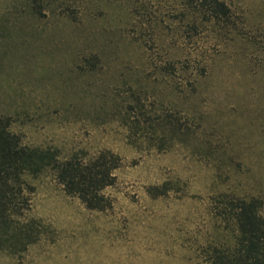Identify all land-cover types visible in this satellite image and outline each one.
Here are the masks:
<instances>
[{"label": "rangeland", "instance_id": "1", "mask_svg": "<svg viewBox=\"0 0 264 264\" xmlns=\"http://www.w3.org/2000/svg\"><path fill=\"white\" fill-rule=\"evenodd\" d=\"M226 1L220 26L186 0H0L12 131L120 159L101 211L27 177L34 240L0 239V264H210L233 244L227 202L264 216V0Z\"/></svg>", "mask_w": 264, "mask_h": 264}, {"label": "trees", "instance_id": "2", "mask_svg": "<svg viewBox=\"0 0 264 264\" xmlns=\"http://www.w3.org/2000/svg\"><path fill=\"white\" fill-rule=\"evenodd\" d=\"M186 2L203 22L222 26L230 20L226 0ZM119 164V157L108 150L83 159L75 154L59 157L51 148L23 143L21 136L12 131L11 119L0 115V239H23L26 243L34 240L25 222L34 191L27 177L34 178L51 170L67 195L78 198L89 210L101 211L110 205L102 191L113 184V171ZM227 205L233 244L224 251H215L210 264H264L261 201L236 199Z\"/></svg>", "mask_w": 264, "mask_h": 264}]
</instances>
